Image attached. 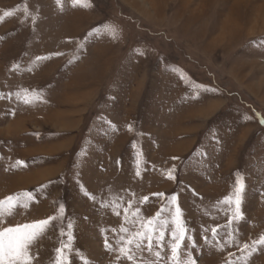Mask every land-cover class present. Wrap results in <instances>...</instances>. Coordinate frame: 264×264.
<instances>
[{"label": "rangeland", "instance_id": "obj_1", "mask_svg": "<svg viewBox=\"0 0 264 264\" xmlns=\"http://www.w3.org/2000/svg\"><path fill=\"white\" fill-rule=\"evenodd\" d=\"M104 59L112 64L101 65L108 71L97 96L85 87L70 120L52 118L48 104L71 84L79 91ZM179 75L230 93L263 127L264 0H0V230L65 208L30 245L31 264H56L57 249L68 264H176L177 206L186 228L180 264L189 255L195 264H264V244H253L264 238V145L254 151L228 136L240 116L228 125L218 108L201 146L170 162V128L157 117L174 108ZM61 160L60 176L24 185L23 174ZM148 221L152 250L133 239L128 260L120 248Z\"/></svg>", "mask_w": 264, "mask_h": 264}, {"label": "crops", "instance_id": "obj_2", "mask_svg": "<svg viewBox=\"0 0 264 264\" xmlns=\"http://www.w3.org/2000/svg\"><path fill=\"white\" fill-rule=\"evenodd\" d=\"M107 60L108 59H104V61L100 64V67L101 65L106 64ZM97 63L98 60L95 61V66L97 65ZM107 64L111 65L112 63L109 62ZM103 68L99 72L100 74L97 73L94 78L92 76L93 74L85 75V77L80 80V83L76 84L79 87V91H76L77 89H73L71 84V86H69V90H67L65 94L61 96L62 98L60 97L61 99L57 100L55 103L48 104L50 106L48 107L47 111L49 114H52L51 117H54L55 114H66L65 117L68 116L69 118H71V115H75V113H77L78 111H76L74 107L77 104V101L79 102V97L78 99H76V97H82L81 95L85 93L84 88L89 86H91V89L88 91L92 90L91 94L89 95H91L92 97L93 92L97 91V85L103 84L104 80L106 79V77L103 75H105L108 70H104ZM177 79L179 80V82H181V87L179 93L177 92L176 94L174 108L161 109L157 117V123L160 129L166 127V130L168 129L169 131L170 128V131L166 136V140L164 141L165 145H169L170 147L168 149L169 153L167 154V157L169 158L168 160L170 162H176L178 165V161L181 160L184 155L189 154L192 151V153H194L197 148H199L202 137L205 134L204 132L209 128L210 119L214 117L213 114L216 113V110L218 108H221L223 110V116L224 118L226 117V119H224V123L228 124V119L231 118L230 116L232 115L240 116H238L240 118V126L228 124L229 127L227 126L228 129L226 132L228 136L232 137L234 134H238L237 137H233L235 141L239 140V138H245L246 141L243 140V142H241H249V144H252V146L256 148L254 149V151H259V146L264 145V132H262V128H264V126L262 127L261 124L259 125L256 119L245 108L235 103L232 100V95L230 93L222 91L214 85L204 82H197L191 79L189 76H180V78L177 77ZM95 94L97 96V92ZM91 100L95 101L96 99L91 98L90 102ZM82 101L84 102L83 98ZM139 108L140 107L138 105L137 110ZM68 117L67 119H69ZM52 118L49 121H52ZM232 121L234 122L233 118ZM234 127H236L235 130H233ZM258 127L260 128L261 132H258ZM63 129L67 128L64 126ZM256 129L257 131L255 135H253ZM70 130L72 131V129ZM231 130H233L234 132ZM77 132L78 131H72L69 134L74 138V140H76L75 143L77 142V139L79 137V134ZM49 150L50 148H43L44 152H48ZM247 152L252 153L253 149L251 148L249 150H245V154ZM67 164L68 162L66 160H61L60 164H58L56 167L54 166L50 168V170H46L41 174H39L38 172H31L29 174L25 173L23 174V178L26 179L24 185H32L44 178L50 179L60 176ZM48 171H51V173H49Z\"/></svg>", "mask_w": 264, "mask_h": 264}, {"label": "snow or ice", "instance_id": "obj_3", "mask_svg": "<svg viewBox=\"0 0 264 264\" xmlns=\"http://www.w3.org/2000/svg\"><path fill=\"white\" fill-rule=\"evenodd\" d=\"M57 3H60V0H57ZM59 55V54H57ZM38 60L43 59L42 57H37ZM28 102L27 100L25 101ZM176 159V158H174ZM170 179H175V176L169 175ZM83 189V185H81ZM239 193H242L243 189H237ZM86 196L88 195L85 190L84 193ZM29 198H33L32 193H27ZM153 195L160 196L163 198L165 196L164 193H156ZM179 193H173L171 196V202L178 201ZM94 199V198H93ZM145 199H147L145 197ZM9 202H11L12 198H8ZM242 200L240 196H237L236 199V214L240 213V204ZM65 212V208L63 204H60L58 214L54 216H49L47 219L36 221L32 224H26L23 226L17 227H7L3 230H0V264H31V255L29 252L30 245L34 244L38 239L50 228L55 226V222L61 220L63 218V214ZM118 214V213H117ZM181 215L180 209L176 207V217L174 219L175 228L173 229L172 235V243H171V253L172 258L176 261V264H180L177 259V252L181 249V242L185 240V232L186 228L183 224L180 223L179 217ZM72 225L69 224V227ZM155 230V225L152 221H148V226L145 228V225L141 224V230L137 231L133 238L125 241V247L120 248L121 255L127 258L128 260H132L133 257L130 255L131 249L127 248V245L133 243V239L136 240V247L140 248L145 240L148 241L147 248L149 251L152 250V233ZM215 231V230H213ZM61 235H64V230L61 228ZM164 232L161 231L159 233L158 239L163 240ZM123 239V238H122ZM193 247H195V241L192 242ZM256 244H264V238L258 241L253 242ZM249 247L245 245V248ZM105 248L112 250V246L108 243L107 237L105 236ZM57 261L56 264H68L66 257H61L62 249H57ZM157 257L160 256L159 252L155 253ZM184 264H195V261L191 259L189 255L188 259L184 261Z\"/></svg>", "mask_w": 264, "mask_h": 264}, {"label": "bare ground", "instance_id": "obj_4", "mask_svg": "<svg viewBox=\"0 0 264 264\" xmlns=\"http://www.w3.org/2000/svg\"><path fill=\"white\" fill-rule=\"evenodd\" d=\"M259 15H260V12H259ZM261 15H262V13H261Z\"/></svg>", "mask_w": 264, "mask_h": 264}]
</instances>
